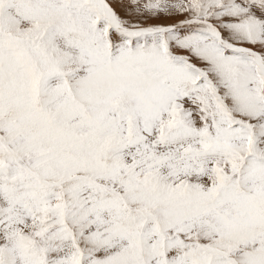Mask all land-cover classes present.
Segmentation results:
<instances>
[{
    "label": "snow or ice",
    "instance_id": "6c2138e0",
    "mask_svg": "<svg viewBox=\"0 0 264 264\" xmlns=\"http://www.w3.org/2000/svg\"><path fill=\"white\" fill-rule=\"evenodd\" d=\"M0 264H264V0H0Z\"/></svg>",
    "mask_w": 264,
    "mask_h": 264
}]
</instances>
